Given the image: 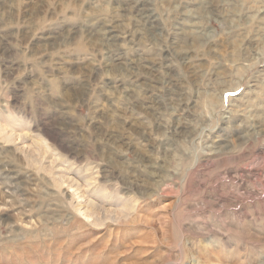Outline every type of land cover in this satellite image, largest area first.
I'll return each mask as SVG.
<instances>
[{
    "label": "rangeland",
    "instance_id": "rangeland-1",
    "mask_svg": "<svg viewBox=\"0 0 264 264\" xmlns=\"http://www.w3.org/2000/svg\"><path fill=\"white\" fill-rule=\"evenodd\" d=\"M0 264H264V0H0Z\"/></svg>",
    "mask_w": 264,
    "mask_h": 264
}]
</instances>
